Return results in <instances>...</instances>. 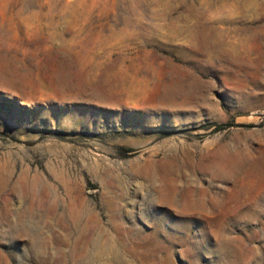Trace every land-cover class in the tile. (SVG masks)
Returning <instances> with one entry per match:
<instances>
[{"label":"rangeland","instance_id":"obj_1","mask_svg":"<svg viewBox=\"0 0 264 264\" xmlns=\"http://www.w3.org/2000/svg\"><path fill=\"white\" fill-rule=\"evenodd\" d=\"M97 236L264 264V0H0V264Z\"/></svg>","mask_w":264,"mask_h":264},{"label":"bare ground","instance_id":"obj_2","mask_svg":"<svg viewBox=\"0 0 264 264\" xmlns=\"http://www.w3.org/2000/svg\"><path fill=\"white\" fill-rule=\"evenodd\" d=\"M163 230H165V229H163ZM159 232L160 231L157 229L153 233L155 235H159ZM111 238H112V236H111ZM80 244L81 245H79L80 248H79L78 255L75 258L74 257L72 258L73 264H97L96 261H98L97 258L99 256V254L100 253L106 254L107 252L111 251L113 246H114V244H113V242L111 240L106 238L104 240V242H103L101 240L100 236L94 237L92 239L90 238L89 240H85L84 242L81 241ZM88 245L92 247L91 248L92 250L89 251L87 249ZM146 245H147V247L148 246L150 247L151 246V242H147ZM150 252L151 251L149 249L147 254H145L143 257H141L140 260L137 259L139 257L136 256L137 253L134 250L130 252V256L132 258L135 257L134 259L137 260V262L140 263V264H160L159 261H158V258L153 253H150ZM119 261H120V259H119Z\"/></svg>","mask_w":264,"mask_h":264},{"label":"trees","instance_id":"obj_3","mask_svg":"<svg viewBox=\"0 0 264 264\" xmlns=\"http://www.w3.org/2000/svg\"><path fill=\"white\" fill-rule=\"evenodd\" d=\"M225 127H226V125L224 124V125H220V126H218L217 129H218V130H221V129L225 128Z\"/></svg>","mask_w":264,"mask_h":264}]
</instances>
